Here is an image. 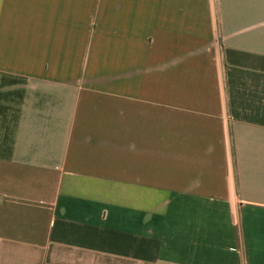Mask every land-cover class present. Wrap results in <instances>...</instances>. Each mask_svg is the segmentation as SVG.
<instances>
[{"label": "crops", "instance_id": "crops-1", "mask_svg": "<svg viewBox=\"0 0 264 264\" xmlns=\"http://www.w3.org/2000/svg\"><path fill=\"white\" fill-rule=\"evenodd\" d=\"M0 264H264V0H0Z\"/></svg>", "mask_w": 264, "mask_h": 264}]
</instances>
